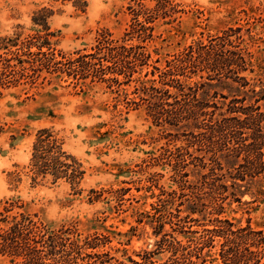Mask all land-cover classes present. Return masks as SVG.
Returning a JSON list of instances; mask_svg holds the SVG:
<instances>
[{"label": "rangeland", "instance_id": "1", "mask_svg": "<svg viewBox=\"0 0 264 264\" xmlns=\"http://www.w3.org/2000/svg\"><path fill=\"white\" fill-rule=\"evenodd\" d=\"M74 1L0 0V38L19 34L24 37L36 30L44 32L33 22V16L47 7L53 10L49 24L55 33L54 46L67 56H75L80 50L91 51L104 30L120 37L132 22L128 8L131 0H87L84 9ZM143 2L149 7L156 3ZM175 3L177 12L156 21V36L148 44L152 65L136 77H154L151 73L145 77L153 65L163 68L167 59L189 44L207 41L230 26L239 25L243 27L242 45L252 56V71L243 74L254 84L256 92L264 87V0H175ZM4 51L0 49V53ZM2 69L0 61V75ZM155 77L158 78V71ZM194 80L201 78L194 75L188 82ZM135 84L108 86L107 82L91 77L76 78L43 70L35 84L22 80L1 86L0 218L2 213L11 219L24 212L36 215L52 228L74 224L82 236L107 235L110 241L99 248L100 252H108L101 258L107 261L98 259L96 264H135L133 260L149 264L142 254L155 249V242L165 233H169V239L173 236L186 241L199 236L191 230L202 231L203 224L213 226L212 221L199 214H194L197 221L185 223L183 229L173 223L177 220L174 215L183 218L187 215L188 198L183 195L188 190L182 188L173 156L177 147H187L195 155L204 151L190 145L185 135L178 136L173 126L155 121L145 106L126 108L124 92L133 96ZM237 86L231 80H215L206 86L221 106L217 115L226 112L234 94L244 95ZM253 94L257 95L249 92ZM259 103L264 111V100ZM50 126L64 137L65 148L86 170L77 186L66 180L56 184L32 182L28 164L33 143L38 130ZM186 171L189 172L186 178L195 181V165L188 164ZM181 201L186 203L179 205ZM224 204L221 217L242 225L249 221L255 229L264 230V171L249 184L241 201L228 198ZM218 249L216 246L212 250L208 264H220ZM170 253L163 247L156 250L152 260L159 264ZM0 264L13 263L0 254Z\"/></svg>", "mask_w": 264, "mask_h": 264}, {"label": "trees", "instance_id": "2", "mask_svg": "<svg viewBox=\"0 0 264 264\" xmlns=\"http://www.w3.org/2000/svg\"><path fill=\"white\" fill-rule=\"evenodd\" d=\"M143 1L131 0L133 3L128 8L132 22L122 36L115 37L104 30L91 51L80 50L75 56H67L54 46L55 33L49 24L53 10L44 7L36 11L33 22L44 32L36 30L24 37L19 34L0 38L3 43L0 49H6L0 53L3 64L0 87L22 80L35 84L43 70L76 78L91 77L107 82L108 86L136 82L133 96L124 92L125 107L145 106L155 121L173 126L178 136L185 135L190 145L204 151L195 155L187 147H177L173 160L182 188L188 190L183 194L188 195L187 215L183 218L171 212L177 218L172 222L183 229L185 223L197 221L194 214H199L213 225L203 224L202 231L191 230L199 236L186 241L173 236L169 239V233H165L155 242V249L142 254L144 262L156 264L152 255L166 247L171 253L159 264H208L212 250L219 246L220 264H264V230L255 229L249 221L242 225L221 217L224 202L228 198L241 201L249 184L264 171V111L259 103L264 100V87L256 92L254 84L243 74L252 71V56L242 45L243 27L230 26L207 41L189 44L167 59L165 67L153 65L147 70L145 77L151 73L152 78L136 77L152 65L148 44L156 36V21L178 11L175 0H153L154 7ZM74 3L81 9L87 6V0ZM194 75H199L201 80L188 82ZM215 80H231L244 92L241 97L234 94L226 112L219 115L217 110L221 106L206 87ZM250 91L257 95H249ZM221 96L228 98L225 94ZM188 164L195 165L196 180L192 182L186 178ZM28 168L34 184L66 180L77 186L86 173L79 159L65 148L64 137L52 126L38 130ZM184 203L181 201L179 205ZM35 216L21 212L9 219L2 213L0 254L9 257L13 264L107 261L101 258L108 252H100L99 248L110 241L109 236L98 233L82 236L74 224L52 228Z\"/></svg>", "mask_w": 264, "mask_h": 264}]
</instances>
